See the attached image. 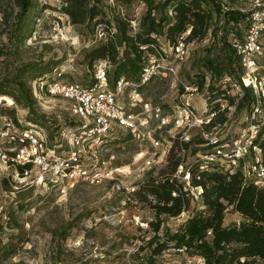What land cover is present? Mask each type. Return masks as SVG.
<instances>
[{
  "label": "rangeland",
  "instance_id": "374dc122",
  "mask_svg": "<svg viewBox=\"0 0 264 264\" xmlns=\"http://www.w3.org/2000/svg\"><path fill=\"white\" fill-rule=\"evenodd\" d=\"M63 1L39 0L38 7L21 21L13 17L3 23L0 14V51L3 52L0 57V88L11 94H0V124L7 116L23 124L40 127L49 145L59 151L64 150L66 154L68 146L60 138V131L74 119L66 110V103L45 97L30 108L14 98L20 94L18 83L32 87L39 77L53 76L57 67L66 68L64 79L85 84L93 81L99 66L113 69V65L104 60L88 64L86 53L100 37L94 36L92 23H74L63 13L60 9ZM232 3L241 7L245 5L236 0ZM107 4L114 6L117 14L133 19L134 28H138V22L146 11V6L138 1L125 7L112 0ZM104 10L113 17L109 7ZM229 28L230 37H242L247 21L231 23ZM98 30L106 31L107 26L103 23L97 26ZM159 42L161 48L155 52L162 61L173 64L176 73H160L140 86L146 100L160 104L166 113L174 114L180 101L188 98L202 116L219 103L227 121L212 127L209 134L227 151L251 124H259V130L263 127L264 111L228 106L229 100L225 97L210 99L212 93L208 85L203 90H186V86L192 85L203 71L200 59L212 46L213 37L201 42L190 41L189 54L182 61L176 58L174 50L162 38ZM259 72L264 77V57L260 61ZM235 82H238L236 78L222 81L216 84V88L222 85L228 95L241 96L242 89L234 86ZM5 96L9 99H1ZM200 132L195 127L186 134L169 129L158 131L156 135L162 143L174 144L193 138L197 141ZM207 146L192 143L189 149L182 151L184 163L193 168L201 155L213 150ZM196 148L198 151L194 153ZM162 149V145L154 148L150 143L134 140L126 129L114 127L98 154L99 159L111 161L109 165L119 168L114 178L99 184L79 181L64 191L57 186L19 182L14 168H0V201L7 214L0 223V264H151L150 261L153 264H194L189 262L186 251L174 248L151 256L153 247L148 242L154 232L148 223L156 220L155 211L127 189L135 187L137 191L151 171L157 175L164 168L171 151L159 159L156 157L159 163H147L150 153L160 154ZM253 161L254 154L249 153L245 162L249 165ZM154 167L155 170L152 169ZM201 201L192 200L189 210L178 217L163 216L162 228L177 231L189 217L203 208ZM241 220L240 213L230 207L224 223L228 225ZM141 246L145 249L141 250Z\"/></svg>",
  "mask_w": 264,
  "mask_h": 264
},
{
  "label": "trees",
  "instance_id": "16d2710c",
  "mask_svg": "<svg viewBox=\"0 0 264 264\" xmlns=\"http://www.w3.org/2000/svg\"><path fill=\"white\" fill-rule=\"evenodd\" d=\"M107 1L64 0L60 9L74 23H92L94 36L100 38L88 50L86 59L89 65L101 60L113 65V69L106 68L109 83L113 87L121 78L139 83L148 54L161 48L160 38L172 48L179 37L190 30L186 37L188 43L213 37L212 46L200 59L203 71L192 85L201 90L208 85L212 93L210 99L225 97L229 100L228 106L236 105L237 109L252 107V111L254 108L264 111L263 94H256L253 87L245 86L242 82L243 69L230 42L233 36L230 37L229 25L247 21V14L242 11V7L233 8L236 6L232 0H114L121 7L135 1L146 6L138 28L135 29L131 22L133 19L117 14L115 7L107 4ZM38 4L39 0H0L1 22L7 23L13 17L18 21L24 20ZM227 5L230 9L226 10L224 6ZM107 7L113 17L107 15L104 10ZM103 23L107 30L97 31V26ZM2 55L0 51V57ZM227 77L236 78L241 84V96L228 95L227 90L221 88L222 85L216 88V84L226 81ZM17 85L20 94L14 96L15 100L31 108L37 102L32 87ZM0 94L10 93L0 88ZM219 105L217 103L207 113H214V117L203 127L204 130L210 131L215 125L227 121ZM195 140L176 141L164 168L157 175L151 171L135 191V196L155 211L156 220L148 223L154 232L148 242L153 247L151 256L174 248L185 249L190 256L200 255L205 258L206 264H264V182L257 184L255 179L247 175L245 159L234 170L212 164L209 169L201 171L197 162L191 168V176L193 185H201L204 189L201 198L203 208L197 210L175 232L162 228L163 216L178 217L191 206L192 198L183 189V182L176 176V172L182 162V156L179 155L182 149H189L194 142L202 145L208 143L202 133ZM212 147L208 145L207 149ZM197 151L196 148L194 153ZM251 153L254 154V161L260 156L264 166V125L254 139ZM198 174L201 175L200 180L196 177ZM230 207L240 213L242 220L226 225L224 220ZM140 249L145 248L141 246ZM150 263L153 264V261Z\"/></svg>",
  "mask_w": 264,
  "mask_h": 264
},
{
  "label": "built area",
  "instance_id": "2783aa9c",
  "mask_svg": "<svg viewBox=\"0 0 264 264\" xmlns=\"http://www.w3.org/2000/svg\"><path fill=\"white\" fill-rule=\"evenodd\" d=\"M114 1V0H112ZM244 3L242 11L247 14V29L242 37L233 36L230 40L239 63L243 69V84L253 87L256 94L264 96V77L260 76V61L264 57V0H236ZM241 7V6H239ZM233 8H238L233 7ZM224 9H230L229 5ZM131 22H134L132 20ZM136 29V28H135ZM187 33L180 36L176 45L172 47L176 58L184 60L189 54ZM102 36V34H100ZM66 68L57 67L53 76H44L34 81L32 90L35 98L40 101L45 97L51 100L64 101L66 110L74 117L70 125L63 127L60 138L65 141L68 151H59L43 134V130L33 124H23L11 117L5 116L0 124V168L8 170L14 168L17 181H29L32 185L57 186L62 191L74 187L79 181L99 184L113 179L119 168H114L101 160L98 154L107 143L114 127L126 129L134 140L150 143L157 148L162 145L160 154L150 152L148 164L159 163L161 155H167L173 144L162 143L157 132L176 129L188 133L192 128L201 129V133L212 145V151L198 159L201 171L207 170L213 164L226 169L238 168L241 160L251 152V146L259 132V124H251L247 132L234 140L230 150H225L219 140L210 137L204 126L210 123L214 113L202 116L188 98H184L176 106L174 114L166 113L160 104L146 100L139 88L148 83L156 75L162 73H176L175 66L165 63L157 53H149L142 79L139 83L121 78L114 89H111L106 73V66L101 65L94 73L93 81L80 83L64 79ZM228 79V80H227ZM232 77H227L226 81ZM234 86L241 90V84ZM187 91H198L195 85H187ZM185 95V94H183ZM259 111V108L255 109ZM154 124V125H153ZM172 142V141H171ZM257 150V147H254ZM182 156L176 176L183 182V189L189 192L192 200L201 199L203 187L193 185L191 167L184 162ZM247 175L257 184L264 182V166L257 156L252 164L246 165ZM201 179V175H196ZM135 193V187H127ZM176 195V193H173ZM7 217L5 205L0 201V220ZM185 251V249H178ZM189 262L206 264L200 255H189ZM123 264V263H115Z\"/></svg>",
  "mask_w": 264,
  "mask_h": 264
},
{
  "label": "bare ground",
  "instance_id": "6f19581e",
  "mask_svg": "<svg viewBox=\"0 0 264 264\" xmlns=\"http://www.w3.org/2000/svg\"><path fill=\"white\" fill-rule=\"evenodd\" d=\"M1 99H9V98L5 96V97H3V98H1Z\"/></svg>",
  "mask_w": 264,
  "mask_h": 264
}]
</instances>
